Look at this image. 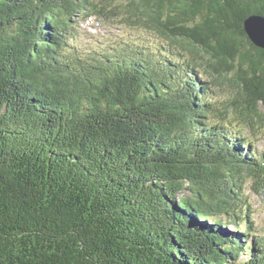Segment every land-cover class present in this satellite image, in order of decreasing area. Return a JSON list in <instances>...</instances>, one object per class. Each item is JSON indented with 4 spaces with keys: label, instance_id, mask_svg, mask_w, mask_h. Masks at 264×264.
<instances>
[{
    "label": "trees",
    "instance_id": "obj_1",
    "mask_svg": "<svg viewBox=\"0 0 264 264\" xmlns=\"http://www.w3.org/2000/svg\"><path fill=\"white\" fill-rule=\"evenodd\" d=\"M253 15L264 0H0V264H264ZM92 18L127 30L83 43Z\"/></svg>",
    "mask_w": 264,
    "mask_h": 264
},
{
    "label": "rangeland",
    "instance_id": "obj_2",
    "mask_svg": "<svg viewBox=\"0 0 264 264\" xmlns=\"http://www.w3.org/2000/svg\"><path fill=\"white\" fill-rule=\"evenodd\" d=\"M80 31L84 34L83 43L93 42L96 39H108L111 37H118L125 28L120 27L119 25L99 20L96 18L89 19L88 21H81ZM225 93H219L221 95L220 99L224 100L234 94V91L229 88L225 89ZM255 146L258 151H264V128L261 129L257 137H254ZM250 191L247 190L246 195H249ZM251 209L254 213V226H255V235L259 236L262 233V228L264 227V192L259 195H250ZM230 231H235L234 226L228 228ZM251 240V239H250ZM242 259H245V256H241Z\"/></svg>",
    "mask_w": 264,
    "mask_h": 264
},
{
    "label": "water",
    "instance_id": "obj_3",
    "mask_svg": "<svg viewBox=\"0 0 264 264\" xmlns=\"http://www.w3.org/2000/svg\"><path fill=\"white\" fill-rule=\"evenodd\" d=\"M244 29L252 44L264 50V17L250 16L245 21Z\"/></svg>",
    "mask_w": 264,
    "mask_h": 264
}]
</instances>
